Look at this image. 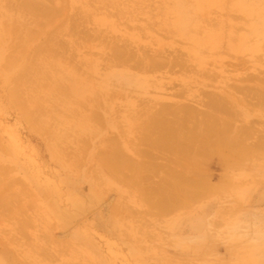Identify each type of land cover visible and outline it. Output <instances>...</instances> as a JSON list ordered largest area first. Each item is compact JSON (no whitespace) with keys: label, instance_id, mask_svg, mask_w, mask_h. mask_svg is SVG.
Instances as JSON below:
<instances>
[{"label":"rangeland","instance_id":"374dc122","mask_svg":"<svg viewBox=\"0 0 264 264\" xmlns=\"http://www.w3.org/2000/svg\"><path fill=\"white\" fill-rule=\"evenodd\" d=\"M25 1L36 7L30 12ZM196 1L0 0V264H264L262 148L232 168L234 183L190 208L158 212L141 190L162 177L170 151L151 142L155 129L139 130L154 121L133 111L187 101L188 88L206 98L224 88L225 75L231 86H264V0H205L204 11ZM216 18L225 22H209ZM197 19L201 29L193 31ZM200 36L218 39L201 45ZM52 42L64 47L46 56ZM155 49L183 55L186 72L133 66L138 52ZM117 50L136 57L115 62ZM201 53L208 59L199 67ZM47 60L53 66L43 73L26 71ZM56 70L67 74L62 91L51 86ZM183 72L198 79L185 86ZM249 97L231 120L232 128L252 127L246 143L264 137V94ZM103 151L126 155L137 169L128 162L108 171L99 163ZM223 172L211 163L212 180ZM24 217L23 230L16 224Z\"/></svg>","mask_w":264,"mask_h":264},{"label":"bare ground","instance_id":"6f19581e","mask_svg":"<svg viewBox=\"0 0 264 264\" xmlns=\"http://www.w3.org/2000/svg\"><path fill=\"white\" fill-rule=\"evenodd\" d=\"M201 1H202V4L205 5V3H203V1L205 0H197L196 9L198 10V7L201 6L203 7L201 10L204 11L205 8H207L208 6L207 5L202 6L200 4ZM33 2L35 1H32L31 3H29L28 1L24 2V5L26 6V8H28L30 12L32 11V8L36 7L35 3ZM209 20H210L209 21L210 23L213 22L216 25L217 24L222 25V23L225 22L224 18H216L214 19V21H211V19ZM199 22L201 21L197 19L195 22L190 24L191 27L189 25L188 26L192 28L193 31H194L193 28L201 29V27H199ZM229 23H231V21H228V24ZM229 25L230 27H233V24H229ZM60 26L61 25H59L58 27ZM68 29L69 27L66 24H63L61 27V30L68 31ZM199 31L201 32L203 30H199ZM197 39H198V43L203 45L204 43L206 44V42L210 44V41L213 43L215 42L213 40L218 39V38L211 37L209 38V40H207L206 37L203 38V36L202 37L200 36ZM62 45H63L62 42L61 43L58 42L56 44L53 42L50 44H46L45 47H43L46 50L45 51L46 56H50L52 54L51 53L52 48H56V49L62 48ZM206 47H208V45ZM37 50H39V48ZM160 50L162 51V49H159V51ZM203 50H207V49H202L201 52L204 53L205 51ZM156 51L154 52L155 54L153 55L152 53L151 54L147 53L150 56H146V53L144 54V51L140 52L141 54L139 55V52L136 51L138 52L136 54L138 56L137 58H134L133 56L136 57V55L131 54V53L123 57L121 55L122 54L121 51L117 50L114 55L116 57L115 62L120 63V62H123L124 60L126 61L130 58L132 59L134 58L135 62L133 63V66L140 68L141 71L142 70L146 71L148 68L152 69L158 66L160 67L165 66L168 70H169V67L171 66L174 67L177 65V67H180V63H182L183 60L185 59V58L183 59L182 57L183 55H178L179 57L181 56L182 60L179 57L175 56L178 53L172 56H169V54L167 56L166 54L165 56H163L164 53L162 54V52L160 51L162 54L161 55L158 49ZM31 56H34V53H31L29 55V58ZM12 57L19 58L16 55ZM206 58L207 57L206 56L204 57V55H202L201 53V56L200 57L198 56V58L195 59L197 60L199 67L203 64V62L205 63L204 60ZM215 58L214 60L216 61ZM187 61H189L188 58L186 62ZM47 62L48 63H45V64H49V65H46V66L44 64L42 65L41 62H38V63L32 62V64L27 66L28 69L26 71L30 75L32 73H37V74L43 73L44 68L49 69V67L51 68L53 66V65H50L52 64L51 63L52 61L49 62L47 60ZM216 62L221 64L222 62L221 58H217ZM240 62H243V61H240ZM53 64L55 66V62ZM5 65L7 67L8 66L10 67L11 63L9 62V63H6ZM183 67H185L186 69L187 66L183 65ZM180 68L182 69V71L186 72L185 69L183 70L182 66ZM201 68L203 69L204 66H202ZM161 70L164 71V69H161ZM168 70L167 71L165 70V71L168 72ZM198 70L195 72H198L199 74L200 72ZM169 71L171 72V69ZM195 72H191V74L184 73V75L185 74L186 75L183 76L181 79L183 80L185 86H187L189 81L193 82V81H196V79H198L199 75ZM207 72L208 71H205V73ZM219 72L223 73V70L220 68ZM16 74L18 76L16 75L15 78L16 77L18 78L19 72ZM51 74L52 75H50V78L52 79L53 84L50 82V85L52 84L51 86H53V88H56L57 90L59 89L60 91H62L61 89L64 90V88H62L64 86L63 84H61V81L63 78L62 76L66 77L67 74H63L59 70L58 71L56 70ZM40 75L43 76V74H40ZM147 76L148 75H146V77ZM228 79L229 77L225 75L222 81V83L224 84V88L221 89L219 92H210L209 94L206 93L205 94L206 98L202 97L200 95V92H197V90L200 91V89L192 91V89L188 88V91L190 90V92L189 93L184 92L185 96L187 94L189 96V97L186 96L188 98L187 101H176L172 104L170 103L162 104L161 103L160 106L156 108L147 106L142 109H139L138 111H133L131 113L134 115H138V114L144 115L146 116L145 119L154 121V123H147V124L145 123V124H140V125L136 124V125H138L139 130H144L145 132L151 129H155L156 132L153 136H151V142L153 144H156V146L158 147L166 148L168 152L170 151L169 153L170 155L168 154L167 159H166L167 165L163 169V172H161L162 174L160 173L162 177H159L160 178L159 180L152 183V187L150 188L149 193L145 190V188L141 189L145 197L147 196V194H149V198L147 196L146 199L150 201L151 205L155 207L156 211L158 212L169 211L172 209H178L180 206H183V207L189 206L190 208L196 201H199L206 197L208 198L209 196L215 195L217 193L220 194V192L224 190V186L226 185H224L223 183L219 181L214 182L209 178L206 167H208L212 162L217 161L219 163H224L229 166L233 164L236 165V164H241L240 158H248L247 155L250 156V154L252 155L253 152L257 153L258 151H260L261 148L263 149L262 152H264V137L263 136H261L262 138L252 143H246L244 141V136H246V134L248 133V130L251 129L252 127L245 128V127L239 126V127L232 128L231 126V120L234 118L235 114L236 115L238 114V110L243 108V106L246 104V101L251 100L249 96L250 95L253 96V94L257 96H260V95L262 96L264 94V86L260 82H256L255 80L251 82L250 81L241 82L240 84H236V82L232 81L233 85L231 86L227 84ZM201 80H202L203 85L205 86L206 83L204 79H201ZM74 81L70 80L69 81L70 85H74L75 83ZM164 82L167 83L166 80ZM184 88L185 87L183 86V89ZM180 89H177V90H180ZM184 90L187 91L186 88ZM236 91H241L242 93L238 94ZM8 92L10 96L16 101V103H18L21 106H24L22 101L19 100V97L16 94L14 88L10 87ZM154 104H156V102ZM167 114H171L174 117L168 118L166 117ZM153 116H156V117H153ZM186 119L188 120L192 119V120L186 124L185 123ZM132 123H134L133 120H132ZM80 127L82 129H86L87 126L83 124V126L80 125ZM128 127L129 128L134 127V124L133 125L128 124ZM119 153L120 152L118 151L111 152V153H107L106 151H103V153H101L98 156L100 160L99 163L100 164L102 163L104 165V168H106L108 171H111L113 168H120L122 163L126 164L130 162L129 160L125 158L126 155L124 156V154L121 153L123 155L122 156ZM115 156H117L116 159H114ZM130 163H133L132 166L134 167V169H137V166H135L134 164L136 163V161H131ZM0 170H2L1 167H0ZM128 178H127V181H132L133 178L135 177L131 176ZM129 183L131 184L132 182H129ZM113 205H112V210L116 209L119 206L118 204L114 206ZM24 218L23 220H20L21 222L19 221L20 223L16 224L17 227L19 226L21 229H23L22 226L24 227L27 226L25 222L27 221L28 223L30 220L28 221L26 220L27 218L25 219ZM207 219H208V215L206 217V222H207L206 226L209 221V220L207 221ZM205 232H206V235H208L206 237L208 239V237H210V232L208 231L207 228ZM11 236H12V233H11ZM46 236L49 237L48 234ZM181 241L187 242L188 240L185 236H183Z\"/></svg>","mask_w":264,"mask_h":264},{"label":"crops","instance_id":"0c3cea01","mask_svg":"<svg viewBox=\"0 0 264 264\" xmlns=\"http://www.w3.org/2000/svg\"><path fill=\"white\" fill-rule=\"evenodd\" d=\"M236 157V156H235ZM221 166H223L224 167V169H225V172H223V174H221V176L219 177V179L218 180H216V181H219V182H221V183H223L224 185H230V184H232V183H234V181H236L235 179V177L234 176H232V173L230 172L231 170H232V168H234L235 166H239L240 164H236V165H227V164H224V163H219ZM211 165V164H210ZM210 165L208 166V167H206L207 169V174L209 175V178H210ZM211 179V178H210ZM212 180V179H211ZM212 181H214V182H216L215 180H212ZM226 186H224V188L226 187ZM201 209V208H200ZM208 212L206 211V213H205V211H201V213L200 214H202L203 216H205V217H203L202 218V221L204 220L205 221V224L207 223L206 222V216L208 215L207 214ZM205 234H206V232H205Z\"/></svg>","mask_w":264,"mask_h":264}]
</instances>
